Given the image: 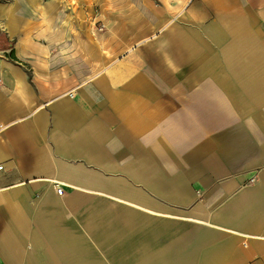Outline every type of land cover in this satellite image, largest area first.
Instances as JSON below:
<instances>
[{
	"label": "crops",
	"instance_id": "obj_1",
	"mask_svg": "<svg viewBox=\"0 0 264 264\" xmlns=\"http://www.w3.org/2000/svg\"><path fill=\"white\" fill-rule=\"evenodd\" d=\"M59 1L0 4V264H264V0Z\"/></svg>",
	"mask_w": 264,
	"mask_h": 264
},
{
	"label": "rangeland",
	"instance_id": "obj_2",
	"mask_svg": "<svg viewBox=\"0 0 264 264\" xmlns=\"http://www.w3.org/2000/svg\"><path fill=\"white\" fill-rule=\"evenodd\" d=\"M22 3L25 9L30 12L33 7L29 0H0V4ZM48 1V0H46ZM140 0H60L57 5L69 13V19L72 24H85V33L88 39H94L100 33H103L99 25L104 24H122L129 19L136 18L134 8ZM154 4L160 3V0H151ZM1 24V20H0ZM82 28V27H80ZM77 34L76 31H71Z\"/></svg>",
	"mask_w": 264,
	"mask_h": 264
},
{
	"label": "built area",
	"instance_id": "obj_3",
	"mask_svg": "<svg viewBox=\"0 0 264 264\" xmlns=\"http://www.w3.org/2000/svg\"><path fill=\"white\" fill-rule=\"evenodd\" d=\"M3 169V165H0V170ZM55 187L57 189L58 194H63L64 188L61 184L55 183Z\"/></svg>",
	"mask_w": 264,
	"mask_h": 264
},
{
	"label": "trees",
	"instance_id": "obj_4",
	"mask_svg": "<svg viewBox=\"0 0 264 264\" xmlns=\"http://www.w3.org/2000/svg\"><path fill=\"white\" fill-rule=\"evenodd\" d=\"M0 35H1V33H0ZM5 41H6V43H3L2 37L0 36V47H9V45H11V43H13L12 41H9L8 38Z\"/></svg>",
	"mask_w": 264,
	"mask_h": 264
}]
</instances>
